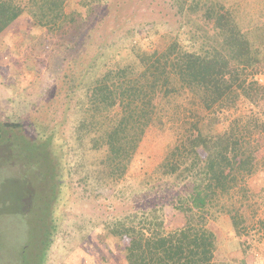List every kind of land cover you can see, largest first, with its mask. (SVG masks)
Returning a JSON list of instances; mask_svg holds the SVG:
<instances>
[{"label":"trees","instance_id":"obj_1","mask_svg":"<svg viewBox=\"0 0 264 264\" xmlns=\"http://www.w3.org/2000/svg\"><path fill=\"white\" fill-rule=\"evenodd\" d=\"M84 2L90 14L76 18L63 0H0V35L31 8L36 23L45 26L51 18L50 29L72 53L58 85L63 119L70 123L62 130L46 124L45 131L69 130V171L83 170L93 154L94 173H84L82 182L112 189L118 198L117 182L148 128L172 127L173 147L132 191L148 199L136 213L106 222L107 236L130 239L129 264H228L216 260V235L197 211L214 209L234 220L264 202V186L249 183L264 166V158L258 159L264 84L256 79L264 75V27L220 1L192 0L187 30L170 34L164 49L148 52L130 43L126 54H116L125 60H113L109 47L87 44L85 33L103 1ZM239 106V113L229 115ZM160 189L170 190L152 199ZM166 207L184 214L185 224L168 228Z\"/></svg>","mask_w":264,"mask_h":264},{"label":"rangeland","instance_id":"obj_2","mask_svg":"<svg viewBox=\"0 0 264 264\" xmlns=\"http://www.w3.org/2000/svg\"><path fill=\"white\" fill-rule=\"evenodd\" d=\"M102 1L85 30L90 32L87 44L109 47L113 60H125L116 54H126L130 43L148 52L164 49L170 34L176 35L180 27L187 30L186 12L192 2ZM217 1L235 8L241 19L253 18L264 27V0ZM63 3L67 13L75 11L76 18L90 14L84 0ZM31 11L0 35V264H129L130 239L107 236L104 224L136 213L148 199L132 191L154 173L173 147L175 131L170 126L148 128L129 169L117 182L122 187L118 198L112 196V189L94 190L91 181L82 182L85 174L94 173L93 154L86 157L83 170L71 173L72 152L64 144L70 131L65 135L44 128L50 124L62 130V124L70 123L69 118L63 119L58 85L72 53L50 29L51 18L40 25ZM72 48L76 51L75 45ZM256 79L264 84L263 74ZM261 152L258 159L264 158V145ZM249 183L254 189L264 186V166ZM169 190L160 189L151 194L152 199L164 197ZM165 211L168 228L185 224L181 212L169 207ZM239 213L233 220L214 209L197 211L198 216L205 215L200 223L216 235L217 261L264 264V202L256 211Z\"/></svg>","mask_w":264,"mask_h":264},{"label":"flooded vegetation","instance_id":"obj_3","mask_svg":"<svg viewBox=\"0 0 264 264\" xmlns=\"http://www.w3.org/2000/svg\"><path fill=\"white\" fill-rule=\"evenodd\" d=\"M23 262V261H22ZM24 263V262H23Z\"/></svg>","mask_w":264,"mask_h":264}]
</instances>
